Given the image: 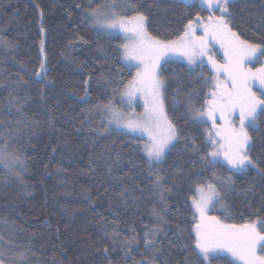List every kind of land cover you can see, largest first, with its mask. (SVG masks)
I'll list each match as a JSON object with an SVG mask.
<instances>
[{
  "label": "trees",
  "instance_id": "trees-1",
  "mask_svg": "<svg viewBox=\"0 0 264 264\" xmlns=\"http://www.w3.org/2000/svg\"><path fill=\"white\" fill-rule=\"evenodd\" d=\"M126 1L148 17L149 33L161 40L176 39L189 20L210 14L199 3ZM102 2L0 0V40L12 45L0 44V132L12 130L7 151L20 154L24 161L23 167L15 168L19 175L0 163V236L10 244L0 257L5 264H108L109 260L145 264L152 258L156 264H198L191 250V197L198 180L212 181L213 176L225 182L231 176V185L214 181L226 208L217 205L212 215L236 224L264 220V174L253 168L232 173L222 163L212 167L200 159L211 150L204 132L210 124L190 119L185 93L196 89L199 95L193 94L192 103L197 107L203 103L208 88L202 86L201 73L212 75L207 66L189 72L187 65L171 61L162 68L167 115L180 137L152 169L164 178L163 188L170 189L163 192L164 201L162 189L153 186L155 177L148 175L146 141L115 128L102 131L107 125L96 106L111 102L123 108L121 94L114 89H121L136 72L121 56L119 46L125 39L96 30L87 18L84 10ZM230 11L233 31L242 39L264 43V0H237ZM41 61L45 79L35 76ZM10 92L20 100L28 98L24 112L38 124H26L14 107L8 111ZM258 127L251 156L264 169V120L258 121ZM193 140L198 151L192 150ZM117 154L122 159L113 164ZM165 203L167 223L153 215V208L160 212ZM153 227L163 230L155 237L158 252L144 243L145 231ZM114 230L118 235H113ZM125 238L132 243H123ZM230 261L238 264L226 256L213 258L211 264Z\"/></svg>",
  "mask_w": 264,
  "mask_h": 264
},
{
  "label": "snow or ice",
  "instance_id": "snow-or-ice-1",
  "mask_svg": "<svg viewBox=\"0 0 264 264\" xmlns=\"http://www.w3.org/2000/svg\"><path fill=\"white\" fill-rule=\"evenodd\" d=\"M184 2L187 5L188 0ZM200 3L209 11V16L202 19L197 15L195 22L189 20L183 25L181 34L174 40H161L152 36L147 29L148 17L133 4L128 3L121 8L116 0L111 2L103 0L96 8L84 10L87 18L91 19L98 29L110 35L120 33L128 41L119 48L122 58L127 61L128 68H135V76L121 89H114V91H119L122 98H127L129 108L132 107L136 93H140L144 100V112L139 115L134 112L126 114L116 109L111 102L99 104L96 107L108 112L111 117L108 121L109 125L115 124L117 128L127 129L131 133L139 132L147 135L148 140L143 144V151L148 162L147 171L149 176L155 177L152 181L153 186L162 189L160 193L162 201L165 199L163 192L170 189L163 188L164 178L153 173L152 169L164 159L166 151L174 146L173 142L180 139L176 125L165 113L164 94L167 89L161 73V69L173 58V54L184 58L189 72L194 70V66L203 68L204 57H207V62L211 65L212 75L204 77L201 73L202 86L208 88L203 95V103L199 107L192 103L193 94L199 95L196 89L185 93L190 119L194 123L203 125L211 123L210 127L204 129L211 150L200 159L215 167L218 158L223 156L232 173L246 172L249 168H253L258 173L264 174V169L259 168L251 156V149L255 146L257 139L253 133L259 132L258 121L264 120V63L255 69L249 66L258 57H264V43L242 39L237 31H233V13L230 11L233 0H200ZM129 10L135 11L136 14L127 15ZM217 12L219 15H215ZM198 29L202 30V35L196 34ZM43 31L41 26V32ZM261 39L264 40V37ZM211 41L218 43L223 50L222 63L214 58L215 54L209 49ZM0 44L12 46L9 41L4 40H0ZM40 50L43 53V40L40 41ZM45 74V63L41 61L35 76L45 79ZM84 84L87 85L88 81L85 80ZM257 85L259 96L256 91H253V87ZM179 91L178 88L177 92ZM85 95H87V88H85ZM9 97L7 106L9 112L14 107L15 112L24 118L26 124H38V121L27 117L24 112L27 97L20 100L11 92ZM237 112L238 126L232 118ZM8 123L11 124L12 121L9 120ZM15 123L19 125L21 120L17 119ZM52 126L50 123L49 127ZM249 129L253 131L250 132ZM108 130L109 128L105 127L102 131ZM11 131L8 129L0 132V139L4 140V145L0 147V163L10 173L19 175L15 172V168L23 167L24 161L20 154L7 151V144L12 138L9 135ZM15 131L19 132L20 129L16 128ZM192 150L198 151L194 140ZM121 159L122 157L117 154L113 164H118ZM111 171L112 167L109 165V173ZM125 176L132 181L135 179L130 173H125ZM118 179H124V177ZM216 179H219L222 185L225 183L227 187L231 185V176L228 177L227 182L215 176L212 181L198 180L194 185L196 195L191 197L192 233H194L191 237L193 239L191 250L196 255L198 264H206V262L211 264L212 259L222 253L230 254L234 260L242 264H264V220L258 218L251 222L236 224L227 223L219 216L210 215L217 210V205L220 208H226L221 188L214 182ZM127 191L128 189L125 188L124 192ZM118 195L123 196L124 193H118ZM166 209L167 203L160 212L153 208V215L163 221V213ZM163 222L167 223V221ZM161 231L163 230L159 227L145 231L146 248L154 252L160 251L155 248V237ZM113 235H118V232L114 230ZM2 239L3 237H0V240ZM132 239L125 238L123 243L131 244ZM258 250L261 254H258ZM104 251L107 253L108 248H104ZM23 255V253L20 254L21 260ZM125 255L128 253L125 252ZM2 256L3 251L0 250V257ZM0 264H5V261L0 259ZM108 264L113 262L109 260ZM145 264H156V261L154 258L147 259Z\"/></svg>",
  "mask_w": 264,
  "mask_h": 264
},
{
  "label": "rangeland",
  "instance_id": "rangeland-1",
  "mask_svg": "<svg viewBox=\"0 0 264 264\" xmlns=\"http://www.w3.org/2000/svg\"><path fill=\"white\" fill-rule=\"evenodd\" d=\"M179 1L184 2V0H179ZM234 1H237V0H233V2H234ZM109 2H111V0H109ZM116 2L121 6V8H123V6H124L125 4H128V2H127L126 0H116ZM184 3H185V2H184ZM193 3H199V4L201 5L200 0H188V3H187V4H193ZM201 6H202V5H201ZM202 7H203V6H202ZM203 8H204V7H203ZM206 10H207V9H206ZM129 11H130V10H129ZM129 11H127V13H128ZM215 15H219V13H215ZM194 22H195V21H194ZM92 26H93L96 30H98V31H100V32H102V33H104V34L110 35V34H108V32H106V31H102V30L98 29L93 23H92ZM147 29H148V28H147ZM196 34H197V35H202V34H203V33H202V30L198 29ZM112 35H117V36H121V37H123V35L120 34V33H116V34H112ZM123 38H124V37H123ZM125 41H126V40H125ZM126 42H128V41H126ZM126 42H125V43H126ZM209 49H210V51H211L212 53L215 54V57H214V58H215L218 62H221V63H222V62H223V59H224V56H223V50L220 48L219 44L216 43L215 41H211V42L209 43ZM171 61H173V62H180V63H183V64L187 65V62L184 60V58H183V57H180V56H178V55H176V54H173V58H172L171 60H169V62H171ZM204 61H205L204 66H207V67L209 68L210 72L212 73L211 65H209L208 62H207V57H204ZM123 62H124V64L127 66V61H125V60L123 59ZM262 63H264V57H258V59H257L253 64H251V65H249V66L252 67L253 69H255V68L260 67ZM187 66H188V65H187ZM197 67H198V66H194V69H196ZM133 68H134V67H133ZM134 69H135V68H134ZM161 73H162V69H161ZM258 87H259L258 85L255 86V87H253V91H256V92H257V95L259 96V94H258ZM119 102L122 104V107H123V108L117 107V106H116L115 104H113V103H111V104H112L116 109H118V110H120V111H123V112H125L126 114H131V113L134 112V113H136L137 115H139V114H142V113L144 112V100H143L142 96L140 95V93H136V96H135V98L133 99L132 107H131V108L128 107V104H127V98H126V97H125V98H122V97L120 96V98H119ZM164 108H165V113H166V115H167L165 101H164ZM99 111H100V114H102V117H103V119L105 120L106 125H107V128H109V130L112 129V128H115V129H118V130H120V131H123V132H125V133H127V134H129V135H131V136H133V137L142 138V139H144V140L147 142L148 137H147L146 134H141V133H139V132L131 133V132H129L127 129L117 128L115 124L109 125L108 121H109V119H110L111 117L109 116L108 112H107V111H101L100 109H99ZM167 117H168V115H167ZM232 118L236 121V124H237V126H238V124H239V121H238V112H237ZM168 119H169V117H168ZM169 120H170V119H169ZM209 124H210V126H211V123H210V122H209ZM175 143H176V141L173 142V144H175ZM172 147H173V146H172ZM172 147H170V149H171ZM170 149H169V150H170ZM169 150L166 151V154L169 152ZM166 154H165V156H166ZM165 156H164V158H165ZM163 160H164V159H163ZM163 160H162V161H163ZM162 161H161V162H162ZM161 162H160V163H161ZM217 163H222L223 165H225V166H227V167L229 168V166L227 165V162L224 161L223 156H221V157L218 158V162H217ZM240 173H243V172H240ZM210 215H212V212L210 213ZM0 237H1V236H0ZM9 245H10V244L7 243L5 240H3V239L0 240V250H2L3 252H5V251H4V248L7 247V246H9ZM258 254H261V253H259V250H258ZM219 256H226V257H229V258L232 259L234 262H236V263H238V264H242V262L234 260V259L231 257V255L228 254V253H222V254H220ZM219 256H218V257H219ZM214 258H215V257H214Z\"/></svg>",
  "mask_w": 264,
  "mask_h": 264
}]
</instances>
